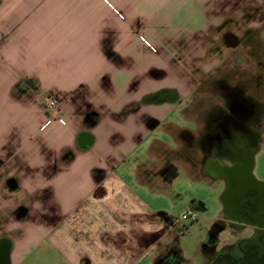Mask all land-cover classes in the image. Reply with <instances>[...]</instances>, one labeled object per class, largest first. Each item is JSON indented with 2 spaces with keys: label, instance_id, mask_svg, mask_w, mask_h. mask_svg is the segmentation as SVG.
<instances>
[{
  "label": "crops",
  "instance_id": "1",
  "mask_svg": "<svg viewBox=\"0 0 264 264\" xmlns=\"http://www.w3.org/2000/svg\"><path fill=\"white\" fill-rule=\"evenodd\" d=\"M141 3L0 0V264H153L161 201L223 185L201 172V88L258 79L264 105V0H162L156 25Z\"/></svg>",
  "mask_w": 264,
  "mask_h": 264
},
{
  "label": "flooded vegetation",
  "instance_id": "2",
  "mask_svg": "<svg viewBox=\"0 0 264 264\" xmlns=\"http://www.w3.org/2000/svg\"><path fill=\"white\" fill-rule=\"evenodd\" d=\"M214 84L218 92L199 116L200 166L203 174L223 181L224 205L222 216L213 220L199 247V264H264V183L253 176L262 142L264 105L239 86L229 88L220 80ZM165 96L157 93L154 99ZM169 227L166 224L164 230L170 234ZM236 231L244 234L235 235ZM174 232L182 231L176 228ZM169 237L153 264H187L175 237Z\"/></svg>",
  "mask_w": 264,
  "mask_h": 264
},
{
  "label": "rangeland",
  "instance_id": "3",
  "mask_svg": "<svg viewBox=\"0 0 264 264\" xmlns=\"http://www.w3.org/2000/svg\"><path fill=\"white\" fill-rule=\"evenodd\" d=\"M143 3L140 4V18H146L147 14L150 15L152 18V23L154 25L157 24V19L153 20L154 16L158 14V6H160L159 2L162 0H158L152 3V0H142ZM167 1V0H165ZM150 2V3H149ZM153 6V7H152ZM173 14V13H172ZM171 14V15H172ZM138 15V17L140 16ZM141 21V19H139ZM131 21L135 23L134 20H126V24H129L131 26ZM144 20L142 21L143 24ZM124 24V22H123ZM161 24V23H160ZM158 24V25H160ZM157 25V26H158ZM134 27V26H133ZM160 28L163 26H159ZM158 29V31L160 30ZM134 29V28H133ZM141 29V28H140ZM156 29V27H154ZM163 29V28H161ZM151 34V42H157L156 37L152 36ZM133 46L138 45V41L135 39V37L132 39ZM131 42V41H130ZM261 51L260 49H257V51H254L252 53L251 57L253 59H260ZM258 79L253 80L252 87L254 88V84L258 83ZM260 83V82H259ZM261 84V83H260ZM236 86H239L243 89L245 93L250 92L249 89V80L248 81H242L236 84ZM256 87V86H255ZM262 88V84L258 86V89ZM201 91H206L209 95L202 99L200 110L201 112H205L206 109L210 107L211 100L210 92L217 93L218 89H216V86L214 84V80H207L203 87L201 88ZM40 101L45 106V101L47 100H53L52 97L48 94H44L43 96H40ZM253 176L256 181L260 183H264V154L261 156H257L255 161V166L253 170ZM225 191V187L222 184H219L218 187H214L209 191L206 187H199L197 189H193L191 186H181L179 187V195H175L171 198V201L167 199V201H161L160 206L161 207H169L168 213L169 216L172 218V227L170 231V235L174 236L176 239V243L181 250V255L183 259L187 262V264H199L200 257H199V247L201 243L203 242L207 230L210 228V226L213 223L214 218L218 215L219 212L223 209V206H221L220 200L221 196L223 195ZM163 202V203H162ZM156 203H160V200ZM171 204V205H168ZM191 206V207H190ZM13 216V214H11ZM11 216V217H12ZM183 216H186L187 219L183 220ZM9 218V211L7 210H0V234L5 233L4 229L6 227L4 226L5 221ZM195 219V221L192 220ZM176 222V226L173 227V224ZM176 228H181V233H175L174 231ZM244 233L241 232H235V235H242ZM81 248V246H80ZM153 256H149L148 258H145L144 260L140 261L139 264H151V259Z\"/></svg>",
  "mask_w": 264,
  "mask_h": 264
},
{
  "label": "built area",
  "instance_id": "4",
  "mask_svg": "<svg viewBox=\"0 0 264 264\" xmlns=\"http://www.w3.org/2000/svg\"><path fill=\"white\" fill-rule=\"evenodd\" d=\"M45 107H46V109H48L51 116L56 114L57 105H56V102L54 100L50 99V100L45 101ZM182 218H183V220L187 219L186 216H183ZM192 220H193V218H192ZM193 221H195V219Z\"/></svg>",
  "mask_w": 264,
  "mask_h": 264
},
{
  "label": "water",
  "instance_id": "5",
  "mask_svg": "<svg viewBox=\"0 0 264 264\" xmlns=\"http://www.w3.org/2000/svg\"><path fill=\"white\" fill-rule=\"evenodd\" d=\"M259 184H261V183H259ZM262 186H264V184H261Z\"/></svg>",
  "mask_w": 264,
  "mask_h": 264
},
{
  "label": "bare ground",
  "instance_id": "6",
  "mask_svg": "<svg viewBox=\"0 0 264 264\" xmlns=\"http://www.w3.org/2000/svg\"><path fill=\"white\" fill-rule=\"evenodd\" d=\"M248 204V203H247Z\"/></svg>",
  "mask_w": 264,
  "mask_h": 264
}]
</instances>
